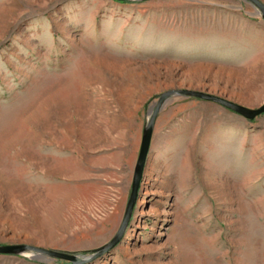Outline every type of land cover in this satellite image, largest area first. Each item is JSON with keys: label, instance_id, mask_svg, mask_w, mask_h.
<instances>
[{"label": "rangeland", "instance_id": "1", "mask_svg": "<svg viewBox=\"0 0 264 264\" xmlns=\"http://www.w3.org/2000/svg\"><path fill=\"white\" fill-rule=\"evenodd\" d=\"M181 90L264 105L263 11L247 0H0V246L78 264H264V113L178 96L156 114L118 243L85 261L120 231L150 109ZM0 264L74 263L25 251Z\"/></svg>", "mask_w": 264, "mask_h": 264}, {"label": "water", "instance_id": "2", "mask_svg": "<svg viewBox=\"0 0 264 264\" xmlns=\"http://www.w3.org/2000/svg\"><path fill=\"white\" fill-rule=\"evenodd\" d=\"M247 1L251 2L253 5L261 9L264 13V6H262V4L259 3L257 0H247ZM171 96L193 97L198 100L213 103L233 113H236L237 115L247 120H253L257 116L264 113V105H262L258 109L250 110L238 104L227 101L225 99L219 98L211 94L202 93V92L181 90V91H170V92L163 93L160 96L158 102L149 111L150 120L143 133L142 140L140 143L135 177H134V180L131 186V195H130V199H129V202H128V205H127V208H126V211H125L122 223H121L120 231L113 237V239L107 245H105L98 251H95L93 255L86 257L85 261L91 260L94 257H99L102 254L109 252L118 243L120 239V232L124 228V226L127 224L130 218V214H131L134 202H135V198L138 193L142 170H143L145 159L147 156L156 114L162 108V106L165 104L168 98ZM25 251L28 252V258L32 261L45 262L47 260H62V261H66V262H70L74 264H78L82 261V259H80L79 256H76L73 254H67L63 252L46 250V249H41V248H36V247H31V246H25V245H1L0 246V254H12V255L20 256Z\"/></svg>", "mask_w": 264, "mask_h": 264}, {"label": "bare ground", "instance_id": "3", "mask_svg": "<svg viewBox=\"0 0 264 264\" xmlns=\"http://www.w3.org/2000/svg\"><path fill=\"white\" fill-rule=\"evenodd\" d=\"M45 163V162H44ZM54 164V163H53ZM50 166V165H49ZM49 169V168H48ZM62 169V168H61ZM47 170V169H46ZM59 172V171H58ZM57 172V173H58ZM141 205H143V202L139 205V206H141ZM143 214V212L142 211H140L139 213H138V215H142ZM137 215V216H138ZM129 235H132V230L127 234V237L129 236Z\"/></svg>", "mask_w": 264, "mask_h": 264}]
</instances>
